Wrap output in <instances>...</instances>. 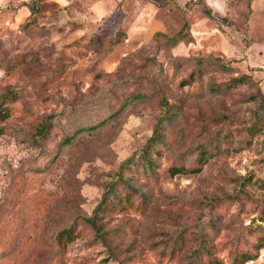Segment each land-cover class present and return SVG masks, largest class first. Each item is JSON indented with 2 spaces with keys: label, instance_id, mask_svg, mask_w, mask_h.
Masks as SVG:
<instances>
[{
  "label": "rangeland",
  "instance_id": "obj_1",
  "mask_svg": "<svg viewBox=\"0 0 264 264\" xmlns=\"http://www.w3.org/2000/svg\"><path fill=\"white\" fill-rule=\"evenodd\" d=\"M259 88L264 0H0V264H264Z\"/></svg>",
  "mask_w": 264,
  "mask_h": 264
},
{
  "label": "trees",
  "instance_id": "obj_2",
  "mask_svg": "<svg viewBox=\"0 0 264 264\" xmlns=\"http://www.w3.org/2000/svg\"><path fill=\"white\" fill-rule=\"evenodd\" d=\"M27 4V2H26ZM183 25H185L186 27H188V23H184ZM185 27V28H186ZM162 35V34H160ZM167 39H168V43L169 44H175L177 43L179 40H182V39H186L187 41H190L192 39V34L191 32L189 31V28H187L186 30H184V28H180L178 31H176L174 34H171V35H168V36H165ZM192 74H190V77H192ZM247 78L249 79L250 76L243 72L241 75H238V76H233L232 80L233 82H241V81H245L247 80ZM190 81V78L188 79H183L181 80V84L182 85H185L187 83H189ZM259 93L261 95V100H262V109L264 108V94L262 93L261 89L259 88ZM2 105V103H0ZM0 105V115L2 114V112L4 111V107ZM259 115V114H258ZM167 115H165L166 117ZM3 116L1 115V118ZM262 117L261 115L258 117L260 118ZM256 120V119H255ZM254 121V120H253ZM159 126V124H158ZM158 126H156V128L154 129V131L152 132V134L149 136L145 146H144V154L142 155L143 156V162L142 164L144 165V167L146 168V172H153V161H152V158H150L147 154V150H149L151 147H153V145L156 143V142H159V141H162V137H161V133H160V130L159 128H157ZM1 127V126H0ZM46 129V126L44 125H40L38 127V132L40 134H44V131ZM206 158H207V150L202 148L200 149L199 151V154L197 156V162H205L206 161ZM129 160H127L126 162H128ZM123 166V164H122ZM200 169V165L199 166H194V167H191V168H184L183 165L181 164H172L169 166L168 170L170 171V174L171 175H174L176 173H179V172H185V171H198ZM119 178L122 179L123 176H122V173L120 172V175H119ZM123 182H125V180H123ZM128 188V192L126 193V198H128L130 196V194L132 192H136L138 191L139 188H136V187H132V186H127ZM132 192H131V191ZM116 192H115V189L113 187L110 188V190L108 192H106L101 201L97 204V206L94 208V212L93 214L87 216L85 218L86 222L88 224H90L97 232H101V225H97L96 224V218L101 216L102 213L104 212L105 209L107 208H110L112 205L116 204L114 203L115 201H113L115 198H116ZM120 200L117 199L116 202H118ZM75 226L74 224H70L69 226H66V227H63L61 228L58 233L56 234V239H57V242L58 243H61V244H66L68 241H71L74 237V229ZM264 237L260 238L259 240H257V242H255L253 244V248L255 250H258L259 247H261L263 244H264ZM201 249L200 250H196L194 253L197 254L195 257H193L191 260H189V262L187 264H197L198 261L200 260V256L203 255L201 252ZM206 256H209V253L206 252ZM254 257V254L248 250V249H241V250H238V251H235L232 255V260H231V264H244L246 261L252 259ZM213 262H216L215 260H212Z\"/></svg>",
  "mask_w": 264,
  "mask_h": 264
},
{
  "label": "crops",
  "instance_id": "obj_3",
  "mask_svg": "<svg viewBox=\"0 0 264 264\" xmlns=\"http://www.w3.org/2000/svg\"><path fill=\"white\" fill-rule=\"evenodd\" d=\"M115 1H120V0H115Z\"/></svg>",
  "mask_w": 264,
  "mask_h": 264
}]
</instances>
